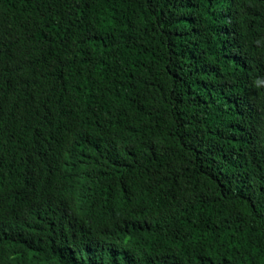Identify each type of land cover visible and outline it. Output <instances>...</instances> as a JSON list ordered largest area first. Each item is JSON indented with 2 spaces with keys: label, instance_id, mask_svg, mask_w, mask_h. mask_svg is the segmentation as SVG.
<instances>
[{
  "label": "trees",
  "instance_id": "16d2710c",
  "mask_svg": "<svg viewBox=\"0 0 264 264\" xmlns=\"http://www.w3.org/2000/svg\"><path fill=\"white\" fill-rule=\"evenodd\" d=\"M0 264H264V0H0Z\"/></svg>",
  "mask_w": 264,
  "mask_h": 264
}]
</instances>
